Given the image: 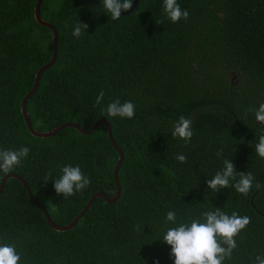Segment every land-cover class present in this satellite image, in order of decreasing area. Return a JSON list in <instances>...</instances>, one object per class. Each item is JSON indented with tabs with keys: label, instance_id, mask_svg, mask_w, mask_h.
Returning a JSON list of instances; mask_svg holds the SVG:
<instances>
[{
	"label": "trees",
	"instance_id": "16d2710c",
	"mask_svg": "<svg viewBox=\"0 0 264 264\" xmlns=\"http://www.w3.org/2000/svg\"><path fill=\"white\" fill-rule=\"evenodd\" d=\"M35 2L0 0V150L30 149L10 173L23 179L53 224L64 226L96 192L115 194L118 155L103 126L89 135L64 128L49 138L27 131L20 102L51 56L50 31L33 19ZM177 3L189 16L173 23L163 0H138L118 20L102 0L41 1L40 18L56 30V59L26 101L30 125L48 132L63 123L88 129L106 120L123 156L120 194L111 204L96 198L71 229L57 232L19 182L7 179L0 193V243L16 244L18 264H173L162 241L175 226L165 225L166 213L174 211L178 223L204 222L202 214L216 208L250 217L224 264H251L264 253V159L255 152L264 125L254 114L264 103V0ZM77 21L88 25L79 39L72 36ZM115 99L135 105L132 119L107 115ZM180 116L192 121L187 144L172 136ZM180 154L185 163L176 159ZM224 159L256 178L247 196L232 186L207 188ZM63 166H79L90 180L67 199L53 187Z\"/></svg>",
	"mask_w": 264,
	"mask_h": 264
},
{
	"label": "clouds",
	"instance_id": "9594fccd",
	"mask_svg": "<svg viewBox=\"0 0 264 264\" xmlns=\"http://www.w3.org/2000/svg\"><path fill=\"white\" fill-rule=\"evenodd\" d=\"M102 3L104 10L113 20H118L122 11H128L133 6V0H102ZM163 11L173 23L181 19L186 20L189 16L188 11L182 10L177 0H163ZM67 26L65 24V27ZM87 28V24L77 21L72 36L79 39ZM104 95V91L101 90L96 97L97 105L102 102ZM106 113L111 117L132 119L135 115V105L131 101L121 103L119 99H115L106 106ZM254 114L256 121L264 125V103L259 105ZM192 135V121L180 116L173 125L172 136L182 139L187 144ZM29 151L30 149L25 146H21L18 150H0V172L4 174L12 172L28 156ZM255 152L264 159V135L259 136ZM216 155L222 156V150ZM176 159L180 163H185L187 160L183 154L177 155ZM61 173L58 179L53 180V187L56 194H62L65 199L84 190L90 183L79 166H63ZM255 179L251 172H236L231 160L224 159L222 170L208 179L206 185L213 192L232 186L238 193L247 196L254 186ZM230 181L236 182L230 185ZM255 187L259 189L261 184L257 182ZM202 219L204 222L192 219L190 222L178 223L174 211L166 213L165 225L171 223L175 226L167 227L162 241L171 248L173 264H224V261L230 259L233 251L237 249L235 237L250 223L248 216H240L236 212L228 215L219 208L204 212ZM250 260L251 264H264V253L257 254ZM20 261L21 256L17 253L15 243H0V264H18Z\"/></svg>",
	"mask_w": 264,
	"mask_h": 264
},
{
	"label": "water",
	"instance_id": "95a60500",
	"mask_svg": "<svg viewBox=\"0 0 264 264\" xmlns=\"http://www.w3.org/2000/svg\"><path fill=\"white\" fill-rule=\"evenodd\" d=\"M41 1L42 0H36V2H35L34 8H33V19L36 22V24H38L40 27L46 28L47 30L50 31V35H51V42H50L51 43V56H50V60L46 64H44L43 66H41L40 68L37 69V71L35 72V75H34V80H33L31 90L28 93H26L23 96V98L21 99L20 114L22 116V119H23V122L26 126V129L29 132V134L33 137L49 138V137L54 136L58 131H60L64 128H72L82 135H89L98 126H103L105 131H106V136H107V139L109 140V143L111 144L112 148L116 151V153L118 155L117 162L113 168V181H114V185H115V194L111 198H109L101 192H96L95 194H93L90 197V199L85 204V206L76 214V216L71 220V222L67 225H64V226H58V225L53 224V222L50 220V218H49L47 212L44 210V208L33 198L30 191L28 190L25 182L23 181V179L21 177H19L16 174H13V173L6 174L2 177V179L0 180V193L2 191L3 185L7 181V179L13 178V179L17 180L19 182V184L21 185V187L23 188V190L25 191L28 199L41 212L45 222L49 225V227L54 231L64 232V231L71 229L77 223V221L81 218V216L90 208V206L92 205L93 201L96 198H102L108 204H111L118 199L119 194H120V188H119V184H118V180H117V171H118V168L122 162L123 156H122L120 149L114 144V141L111 137V131H110L109 124L104 119H100V120L96 121L88 129H83L79 125L74 124V123H70V122L69 123H63V124L57 126L56 128H54L53 130L48 131V132H37L31 127L29 119L27 117L26 109H25L26 101L30 96H32L36 92L40 75L45 70L49 69L53 65V63L55 62V59H56V39H57L56 30L51 24L43 21L40 18L39 7L41 5ZM137 2H138V0H133L132 8L128 11H122V15L130 14L133 11ZM229 75H230V83H231L230 86H233V85H235L233 82V79H235V75L231 72Z\"/></svg>",
	"mask_w": 264,
	"mask_h": 264
},
{
	"label": "rangeland",
	"instance_id": "374dc122",
	"mask_svg": "<svg viewBox=\"0 0 264 264\" xmlns=\"http://www.w3.org/2000/svg\"><path fill=\"white\" fill-rule=\"evenodd\" d=\"M233 82H234V84H235V82L237 83V79H236V77H235V79H233Z\"/></svg>",
	"mask_w": 264,
	"mask_h": 264
}]
</instances>
